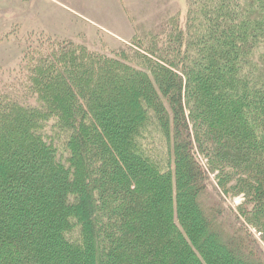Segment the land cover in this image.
I'll return each instance as SVG.
<instances>
[{
	"label": "trees",
	"instance_id": "trees-1",
	"mask_svg": "<svg viewBox=\"0 0 264 264\" xmlns=\"http://www.w3.org/2000/svg\"><path fill=\"white\" fill-rule=\"evenodd\" d=\"M186 5L111 54L24 55L0 264H264V0Z\"/></svg>",
	"mask_w": 264,
	"mask_h": 264
},
{
	"label": "rangeland",
	"instance_id": "rangeland-1",
	"mask_svg": "<svg viewBox=\"0 0 264 264\" xmlns=\"http://www.w3.org/2000/svg\"><path fill=\"white\" fill-rule=\"evenodd\" d=\"M188 0H0V92L23 83L24 55L39 41H72L111 54L187 10ZM50 39V40H49ZM30 53V52H29ZM236 208L243 198H228Z\"/></svg>",
	"mask_w": 264,
	"mask_h": 264
}]
</instances>
